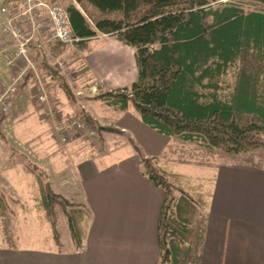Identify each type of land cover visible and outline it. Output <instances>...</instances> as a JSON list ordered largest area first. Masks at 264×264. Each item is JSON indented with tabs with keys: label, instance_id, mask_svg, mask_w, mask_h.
<instances>
[{
	"label": "trees",
	"instance_id": "1",
	"mask_svg": "<svg viewBox=\"0 0 264 264\" xmlns=\"http://www.w3.org/2000/svg\"><path fill=\"white\" fill-rule=\"evenodd\" d=\"M74 1L81 11L69 5L66 13L72 33L81 39L78 50L88 52L89 41L101 34L135 51L136 80L122 89L98 87L93 100L120 112L131 103L152 130L207 149L242 154L264 148V97L255 68L264 62L263 12L216 0ZM44 68L73 102L66 82ZM81 120L93 124L88 115ZM96 131L119 132L104 126ZM128 141L141 175L164 192L157 222L159 264H198L210 193L202 184L193 185L198 180L163 172L135 141ZM36 179L39 207L56 243L60 210L74 247L82 248L88 209Z\"/></svg>",
	"mask_w": 264,
	"mask_h": 264
},
{
	"label": "rangeland",
	"instance_id": "2",
	"mask_svg": "<svg viewBox=\"0 0 264 264\" xmlns=\"http://www.w3.org/2000/svg\"><path fill=\"white\" fill-rule=\"evenodd\" d=\"M45 1L57 2L64 9L69 5H74L80 10V6L74 0ZM216 2H233L244 9L264 13V2L252 0H216ZM7 4L12 5L15 12L23 10L19 0H0V9ZM1 19L2 15L0 14ZM98 36L103 35L99 34ZM0 38L1 45L3 42L1 34ZM107 42L106 39H100L96 40L93 45L100 50L102 46L105 47L109 44ZM56 44L58 43L56 42ZM56 44L48 43L40 51L34 48L35 46H31L30 49L32 66L38 68L47 89L48 98L51 92L53 101L49 99V102L55 109V114L59 118H63V115H73L75 119H82V116L89 115L86 113L89 111L98 117L99 123H102L104 127H111L119 132H97L98 135L95 138L88 139L89 141L80 140V143L75 139H70L71 141L69 140L70 142L66 145L56 142L52 136L50 121L47 117L45 119L41 113V108L45 107L39 105L33 91L34 88H32L34 71L28 67L31 69L29 73L31 77H27L28 83L21 82L19 88L28 85L34 96L17 98L18 91L9 106L2 125H0V197H2V193L5 196L0 198V232H19V234L28 232L30 235L38 237L40 241L49 237L56 242L50 224L46 222L44 213L39 207L36 178L40 177L43 184L50 183L55 193L76 203L75 197L72 198V192L77 190V186H75L76 174L79 173L82 177H87L90 170L91 172L104 170L107 167L126 163L129 158L136 155L129 144V139L135 141L148 158H153L163 172L180 174L198 180L193 181V185L202 184L206 190H208L209 179L204 177L211 174L210 167L219 163L225 161L246 162L264 167V148L242 154H226L219 150L207 149L199 143L184 142L177 137H167L152 130L142 122L131 103L126 111L120 112L109 108L103 102H94L93 97L98 94L99 83L93 72L84 66L85 62L81 57L82 50L77 49V44H60L63 47L61 50L59 47L54 49L50 47ZM60 60H64L68 73H61L57 66ZM255 64L256 61H253L249 66L254 67ZM45 65L56 71L59 77L66 82L74 96L73 102L68 98L69 104L66 102L65 94L61 93L58 81L48 75V70L44 68ZM257 65L255 68H259L262 83L260 93L264 97V62L257 63ZM8 73L10 77H8ZM10 79L11 70L3 65V58L0 55V91L10 83ZM55 90L61 96L58 100L66 102L67 106L74 109V112L64 114L65 111L57 107L58 100L54 95ZM28 104L32 108L36 107L38 113L40 112L37 118H35V113L33 114L28 109ZM40 117L43 121L38 120ZM89 117L93 119L91 116ZM95 121L92 120V123L98 127L99 124ZM44 122L49 127L44 125ZM126 155H130V157L126 158ZM77 170L79 171L77 172ZM64 181L67 184L62 185ZM80 205L85 206L84 204ZM56 231L59 242L63 245L69 244L71 237L66 219L60 210L57 211Z\"/></svg>",
	"mask_w": 264,
	"mask_h": 264
},
{
	"label": "crops",
	"instance_id": "3",
	"mask_svg": "<svg viewBox=\"0 0 264 264\" xmlns=\"http://www.w3.org/2000/svg\"><path fill=\"white\" fill-rule=\"evenodd\" d=\"M100 39L109 44L98 50L93 43ZM88 47L85 55L81 52L84 66L103 90L127 88L136 80L134 49L105 35L91 39ZM28 87L23 86L17 98L34 96ZM59 94L55 90L57 100ZM49 99L53 101L51 92ZM66 102L55 103L64 114L74 112ZM28 105L37 118L38 109ZM86 113L104 126L96 115ZM135 156L126 155V163L104 170H90L87 177L76 174L72 198L90 214L82 248H75L71 239L63 245L49 237L40 241L28 232L3 231L0 264H159L157 222L165 196L141 175ZM210 168L211 174L204 177L209 179L210 197L198 264H264V167L225 161Z\"/></svg>",
	"mask_w": 264,
	"mask_h": 264
},
{
	"label": "built area",
	"instance_id": "4",
	"mask_svg": "<svg viewBox=\"0 0 264 264\" xmlns=\"http://www.w3.org/2000/svg\"><path fill=\"white\" fill-rule=\"evenodd\" d=\"M19 1L23 8L21 12H15L10 4L0 9L2 15L0 34L3 41L0 45V55L3 58V65L11 70L10 83L0 91V125L13 98L20 89L21 82L28 83L27 77H31L29 73L32 69L34 71L32 88H34L33 91L39 105L45 107L41 108V113L45 119L47 117L50 121L52 136L56 142L66 145L73 139L89 141L88 139L95 138L97 131L93 124L75 119L73 115H63V118H59L55 114L56 111L50 105L47 89L39 70L33 68L30 59L31 46H35L34 48L40 51L51 42L53 44L57 42L63 45H76L81 41L71 31L66 9L57 2ZM64 64V60L57 63L62 74L67 72ZM23 65H25L24 68ZM65 184H67L66 181L62 183V185Z\"/></svg>",
	"mask_w": 264,
	"mask_h": 264
},
{
	"label": "bare ground",
	"instance_id": "5",
	"mask_svg": "<svg viewBox=\"0 0 264 264\" xmlns=\"http://www.w3.org/2000/svg\"><path fill=\"white\" fill-rule=\"evenodd\" d=\"M93 126L95 127V129L97 128V126H96V125H94V124H93Z\"/></svg>",
	"mask_w": 264,
	"mask_h": 264
}]
</instances>
